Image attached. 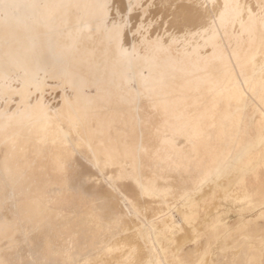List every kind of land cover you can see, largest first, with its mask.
Instances as JSON below:
<instances>
[{
    "label": "rangeland",
    "instance_id": "1",
    "mask_svg": "<svg viewBox=\"0 0 264 264\" xmlns=\"http://www.w3.org/2000/svg\"><path fill=\"white\" fill-rule=\"evenodd\" d=\"M249 1L255 8L258 7L253 0ZM51 2L53 13L50 12L47 18L42 16L41 8L33 0H28L29 9L21 18L7 14L11 10L10 4L7 15H3L5 10L2 12L0 8V264H92L99 260L106 245L112 244L118 237H128L131 232L135 237L147 240L138 223L140 220L150 222L157 240L166 242L167 259H173L176 256L170 249L175 242L168 239L166 233L171 236L180 233L173 215L177 214L174 206L178 202H167L160 194V204H149L147 216L141 214L142 219L134 217L131 222L120 211L123 197L137 207V180L144 182L142 188L149 198L155 197L156 178L151 174L156 171L157 165H165L160 140L163 116L155 110L156 106L159 107L158 102H151L152 94L146 91L142 93L133 79L116 75L110 78L112 81H107L111 66L114 65L116 71L121 69L117 40L113 39L109 46L108 39H101L99 34L108 32L103 26L108 17V0H70L62 2L59 11L55 9L57 1ZM113 3L124 13L121 15L123 18L129 16V32L130 27L133 29L142 18L141 7H135L130 12L127 0H113ZM145 10L143 20L154 21L152 31L161 33L169 27L168 23H162L163 16L154 6ZM128 35L127 40H131L132 36ZM127 59H133L131 53L127 54ZM125 69L132 71V65L127 64ZM254 71L251 61L245 90L244 82L233 83L245 93L227 108L222 138L224 149L219 156L228 161L242 152L244 156L239 159L235 169L244 172L260 165L263 160L260 151L264 147V124L252 129L254 121L264 117V96L259 94L258 88L250 91L248 87L254 80ZM191 78L194 77L180 74L177 83L183 84ZM192 95H199V92ZM68 101L80 102L75 114V128L83 143L90 139L96 147L104 148L106 143H112L110 140L116 141L112 156L100 160L98 165L100 169H107L117 164L118 176H122V184H126L124 187H120L117 180L114 190L107 188L108 174H100L90 160L77 153L66 164L68 170L66 167L63 171L56 170L58 158L64 154L65 138L58 137L60 131L55 130L57 122L52 120V115L66 113ZM55 118L59 119L57 116ZM108 121L111 122L110 128L104 125ZM142 134L147 146L144 149L140 146ZM128 140L134 145L126 148ZM4 147L10 153L2 157ZM125 152L130 155L126 157ZM251 152L259 155L253 162L245 163ZM83 153L89 158L85 149ZM176 159L181 161L179 157ZM217 168L213 169V173ZM11 171L14 175L8 178ZM223 171L225 175L228 174L227 168L223 167L221 177ZM164 178L168 179V176ZM189 181L187 185L191 188L193 182ZM59 185L63 187L60 189ZM259 185H264V175ZM72 187V190L69 189ZM234 193L233 190L227 196L228 202L238 206L246 201L234 199ZM86 195H93L91 198L95 201ZM131 197H134L136 205ZM27 198L33 200H25ZM188 198L189 195L184 201ZM106 199H110V202ZM228 202H223V208L220 207L226 221L221 222L220 216L209 218L208 223L205 220L201 227L203 232L177 257L185 249H192L199 236L222 235L227 229L240 224L245 217L253 220L259 213L252 206L238 211ZM153 209L160 211L157 216L152 215ZM163 219L166 233L161 230ZM133 221H137L135 230ZM195 222L196 219L188 225L192 227ZM258 224L256 230L252 229L253 226L249 227L248 233L257 249L255 251L264 254V247L261 248L258 241L264 235V220H258ZM246 239L239 230L230 231L220 240L209 239L207 247L213 251V262L237 264L239 256L249 254ZM143 257L146 258L144 264H149L152 257L156 258L154 264H164L152 241L148 243V250L143 251ZM197 264H201V261ZM261 264H264V256Z\"/></svg>",
    "mask_w": 264,
    "mask_h": 264
},
{
    "label": "bare ground",
    "instance_id": "2",
    "mask_svg": "<svg viewBox=\"0 0 264 264\" xmlns=\"http://www.w3.org/2000/svg\"><path fill=\"white\" fill-rule=\"evenodd\" d=\"M33 1L41 8L42 16L44 18L49 17L50 12H52L51 6H53L51 0ZM56 1L57 5L55 9L59 11L62 7V2L67 3L66 1L70 0ZM134 1L137 4L145 1L144 4L148 6L146 7L148 9L154 6L159 15L161 14V16H163L162 23H168L169 27L163 29L161 33H156L155 30L152 31L151 25L154 21L151 19L144 21L143 16L145 12L141 11L140 14L142 15L140 16H142V18H139L137 25L135 24L133 29L130 27L128 32V25L131 23L129 16L127 15L128 17L126 16L123 18L124 16L122 17L121 15H124V13H121L122 11L113 3V0H108V17L103 22V26L108 29V32H100L99 34L101 39H108L109 46L113 39L117 40V51L119 56H121L119 62L121 69L116 71L114 65L111 66L107 81H112V77L116 75H118L119 78L125 76L135 80L137 88H139L142 93L146 91L152 94L151 102H158V105L167 113L165 116V125H167L168 128L163 131L164 137L166 140L172 142L176 149V155L182 156L183 160H185L187 154L190 152L188 149L191 142L203 135L204 130L202 129V122L205 120L208 121L211 117L212 110L217 107V95L221 94L224 88L227 89L233 80L237 78L242 79L244 72L248 73L246 64L250 59H253L255 63L254 81L259 82L261 84V88L259 89L264 90V0H261V2L253 0L258 6L257 8H255V5L253 6V3L249 0ZM127 3L130 12L131 10L134 11L135 7L131 9V2L127 0ZM9 4L11 10H9L7 14L16 18L25 16L29 9L28 0H0L2 12L5 10L3 15H7L6 10ZM113 14L115 16H113ZM128 33L132 36L131 40H127L129 36ZM174 43L177 45L174 46ZM129 53L132 54L133 59L131 61L127 59L128 61H126V56ZM127 64L132 65V71L128 72L125 69ZM145 70L148 72L146 73ZM223 71H225V73H223ZM180 74L191 75L194 78L186 80L183 84H178L177 81L179 80L178 76ZM194 92H199V95H192ZM79 104L80 102L78 103L77 101H68L66 105L69 109L66 113L62 115H52V120L57 122L55 130L59 129L60 131L58 137L62 139L65 138L63 143L65 148L64 154L61 158H58L59 161L56 170L63 171L66 168L68 170L66 164L69 160H72L75 153H77L81 155L82 158L85 157L90 160L94 166L98 168L100 174H108V179L106 181L107 188L114 190L116 183H118L117 180L120 182L118 185L121 187L123 185L122 183H124V179L122 176H118L117 164H112L107 169L105 167L100 169L98 165L100 164V160H105L112 156L113 151L116 150V146L114 145L116 141L110 140L112 143H106L104 148L96 147L94 145L95 142L90 139L83 143L75 128V114ZM202 105L205 106L204 111H200L199 113L192 111L193 108H198ZM56 116L59 119H56ZM104 125L110 128L111 122L108 121ZM165 127L166 126H163V128ZM140 143V146H142L143 136H141ZM133 145L134 142L128 140L125 147L129 148ZM83 149L86 150L89 158L85 156ZM128 152H125L126 157L131 153ZM94 161H96L97 164ZM187 166L188 164L185 162H165V165H157L156 171L153 169L155 172L152 174L150 173L156 178L154 184L157 188V190H155V197L149 198L142 188L144 187V182L137 180L135 181V190L137 191L136 195H138V199L136 200L138 208L135 206L136 209L133 204H129V200L126 199V197H123L122 205H120L122 209H120V211H122L125 218L130 221L134 217L140 218L141 214L147 216L148 208H150L149 204H160V194H163V198L167 202H178V206L175 209L177 214L175 215L174 213L173 215L180 233L171 236L169 233H166L167 228L164 219L160 224L162 232L169 236L168 239L175 242L170 250L176 257L173 259L168 258L169 260L167 259L166 242H159L157 240L155 229L150 225V222L140 220L138 223H140L139 225L143 233L147 236V240L137 238L133 233L131 234V232L128 237L122 235L123 237H118L112 244H107L99 260L92 264H144L146 258L143 259V251L148 250V243L150 241L156 245L164 264H184L182 259L183 253L179 257H177V255L182 252L184 248L188 247V245L195 240L197 235L203 232L201 228L203 227V222L214 216L222 217L221 222L226 221L223 216V209L220 207L223 206V202H228L226 200V192L231 186L232 180L227 179L218 182L214 187L211 186L206 187L204 190H196L189 194V198L185 202L184 198L187 196L186 192L189 191L187 184L191 182L189 180L193 181V179L196 178V176H186L185 168ZM178 168L183 169L184 174L182 178L177 174ZM57 173L58 172H56V174ZM164 176H168V179H165ZM125 185H123V187ZM61 187L63 186L59 185L60 189ZM63 189H65V187ZM69 189L72 190L73 187ZM93 194H95V191ZM88 196L86 195L87 198ZM92 196L93 195L89 196V198ZM128 197L130 196L128 195ZM91 200L95 201L93 198H91ZM109 200L110 199H108V201ZM107 202H105V204H107ZM112 203L114 202L112 201ZM228 203L235 209L238 208V211H244L250 206L254 207V204H240L234 206L232 202ZM134 204L136 205L135 201ZM101 206L102 205H100V207ZM202 209L204 213H201L203 212ZM255 210H258L259 213L257 217L254 218V221L264 218L263 206L258 204V208ZM159 212L160 211L153 209L152 215L157 216ZM241 214L243 213H240V215ZM85 219L87 221V218ZM194 219H196L194 225L192 227L189 226L188 223ZM135 223L134 225L132 224L133 230H135ZM249 224V219L245 217L236 227L246 229L249 227ZM96 239L97 238L94 240ZM105 241H107L106 238ZM100 242L102 243V240H100ZM259 244L261 247H264V240ZM213 257L214 254L212 251L208 259L205 260V264H209ZM155 262L156 258L152 257L149 264H154Z\"/></svg>",
    "mask_w": 264,
    "mask_h": 264
},
{
    "label": "crops",
    "instance_id": "3",
    "mask_svg": "<svg viewBox=\"0 0 264 264\" xmlns=\"http://www.w3.org/2000/svg\"><path fill=\"white\" fill-rule=\"evenodd\" d=\"M258 2H261V0H256ZM131 2L133 7H141V11L146 12V6L144 7V3L141 2L137 4L134 0H129ZM145 8V9H144ZM144 9V10H143ZM133 10H131L132 12ZM253 61V59H250L246 66L249 70L250 62ZM254 63V61H253ZM255 67V63H254ZM225 73V71H223ZM248 79V73H243L242 79H235L233 80L227 89L224 88V91H222L221 94L217 95V107L212 110L211 117L208 121L202 122V129L203 135L202 137H197L194 139L188 151H190L185 160H183L182 156L176 155V149L174 148L172 142L170 140H166L164 137L163 131L168 128L167 125H165L166 118L165 116L167 113L162 107H157L155 110H158L162 116L163 120L161 123V146L164 150V162L168 163H183L185 162L188 164V166L185 168L186 176H196V178L193 179V186L190 188L188 186V190L186 192L187 195L195 192L196 190H204L206 187H214L218 182L225 181L227 179H231V186L228 188V191L226 192V198L234 190L233 197L234 199L241 201L242 199H245L249 203L247 204H254V209L258 208V204L264 207V185H259L262 177L264 175V147L260 151V154L263 156V160L260 165L256 166L253 169L246 170L245 172L242 170L235 169L236 165L238 164L239 159L244 156L242 152H240L236 157L229 159L228 161L225 160V157L219 158V156L222 153V150L224 149L222 147V138H223V130L226 126V114H227V108L230 107L231 103L235 101L237 98H241V96L245 93V86L246 81ZM235 81H241L244 82L243 88L238 89L236 85L233 83ZM260 83L256 81H252L249 84L250 91H252L254 88H258L259 94L261 96H264V90L259 89ZM213 98V97H212ZM215 99V98H213ZM205 106L202 105L198 108H193V112L199 113L200 111H204ZM264 124V117H260L259 119H256L254 123L252 124V129H258L260 126ZM163 126H166L163 128ZM264 126V125H263ZM143 136V134H142ZM142 149L144 147H147L144 143H142ZM2 148V147H0ZM2 157L8 156L10 151L4 147V150H2ZM227 152V148H225V153ZM251 152L245 163H250L255 160V157L259 155V153ZM144 154V153H143ZM179 157L181 159L180 162L176 159ZM140 161H142V156L139 155ZM218 159V160H217ZM217 165V166H216ZM12 166V164H10ZM216 171L213 173V169L216 168ZM223 167H226L228 170V174L225 175V172L223 171L222 177L220 176V171ZM177 174L179 177H183V169L178 168ZM14 175L13 171L8 173V178H12ZM225 175V176H224ZM2 176H4L2 174ZM6 176V175H5ZM146 193V192H145ZM230 198V197H228ZM29 198L25 199L28 200ZM32 201L33 199H29ZM246 201H243L239 204H246ZM172 203V202H171ZM178 206V204H177ZM174 206V209L177 207ZM260 220V219H259ZM261 220H264L262 218ZM249 227L253 226V230H256L259 227L258 221L250 220ZM252 221V222H251ZM249 227L248 228H242V227H234L227 229V232L224 234L219 235H210L205 238V236L201 235L199 236L196 243H194V247L192 249L184 250L182 259L184 261V264H197L201 261V264H205V260L208 259L209 254L212 252V249L210 247H207V242H209V239H215L220 240L224 237L228 236L230 234V231L239 230L242 232L243 235H245L246 239V246L248 249V255L246 256H239V260L237 261V264H261V259L264 256L263 253H259L255 250L256 247L251 240V237L249 235ZM229 232V233H228ZM264 240V235L261 236L258 241L261 243ZM172 245V243H171ZM262 248V247H261ZM197 254H199L197 256ZM209 264H222L221 262H213V258L209 262Z\"/></svg>",
    "mask_w": 264,
    "mask_h": 264
}]
</instances>
